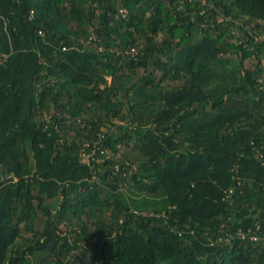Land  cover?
<instances>
[{
	"label": "trees",
	"instance_id": "trees-1",
	"mask_svg": "<svg viewBox=\"0 0 264 264\" xmlns=\"http://www.w3.org/2000/svg\"><path fill=\"white\" fill-rule=\"evenodd\" d=\"M0 16V264H264V0Z\"/></svg>",
	"mask_w": 264,
	"mask_h": 264
},
{
	"label": "built area",
	"instance_id": "built-area-1",
	"mask_svg": "<svg viewBox=\"0 0 264 264\" xmlns=\"http://www.w3.org/2000/svg\"><path fill=\"white\" fill-rule=\"evenodd\" d=\"M2 17L0 16V19ZM3 19V18H2ZM40 32V31H39ZM16 180V177L13 176V174L9 171H7L4 167H2L0 165V185L2 183H5V182H8V181H15ZM242 237L244 236V234L242 233L241 235ZM252 239H255L254 237H251Z\"/></svg>",
	"mask_w": 264,
	"mask_h": 264
},
{
	"label": "rangeland",
	"instance_id": "rangeland-1",
	"mask_svg": "<svg viewBox=\"0 0 264 264\" xmlns=\"http://www.w3.org/2000/svg\"><path fill=\"white\" fill-rule=\"evenodd\" d=\"M252 62V61H251ZM263 64H264V61H263ZM122 150V149H121Z\"/></svg>",
	"mask_w": 264,
	"mask_h": 264
}]
</instances>
